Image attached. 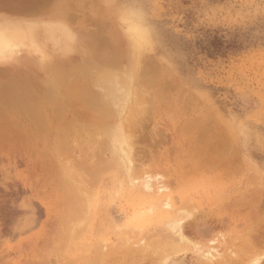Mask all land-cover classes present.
I'll use <instances>...</instances> for the list:
<instances>
[{
	"label": "rangeland",
	"instance_id": "rangeland-1",
	"mask_svg": "<svg viewBox=\"0 0 264 264\" xmlns=\"http://www.w3.org/2000/svg\"><path fill=\"white\" fill-rule=\"evenodd\" d=\"M19 1L0 0V71L20 75L14 82L7 76L11 84H6L14 83L13 88L20 86L15 83L24 79L22 75L30 76L29 84L21 83L25 101L7 90L9 96L4 94L8 85L0 78V264H145L132 260L123 244L128 238L147 242L149 230L162 228L167 220L160 217L162 197L131 193L125 145L167 177L164 193L175 207L185 199L193 206L186 209L214 226L211 237L217 230L236 229L234 234L240 238L230 237L232 248H243L232 264H264V0H30L24 6ZM206 29L227 36L240 31L248 41L243 49L216 57L197 49L192 55L184 49V43L194 46ZM133 30L142 33L144 43L135 44ZM100 56L106 63L98 61ZM37 74L38 83L32 78ZM87 75L97 79L88 80ZM75 77L85 78L86 91L92 88L100 94L102 114L110 115L103 114L104 121L109 118L103 121L107 131L99 129L95 149L89 148L92 140L85 134V112L73 93L83 81L79 84ZM25 84L30 85V93ZM42 86L51 92L33 90ZM34 96L38 99L29 104L32 110L27 105ZM54 104L66 117L85 120L79 123L81 135L75 132L78 123L72 128L64 121L66 129L56 126L48 136L38 133L37 140L24 143L20 134L22 121L29 122L27 114L40 107L44 116L40 125L48 108L56 111ZM17 111L27 118L15 116ZM119 121L125 134L138 139L123 144V134L114 132ZM44 122L41 125L46 127ZM15 145L17 151H24L13 157ZM43 156L52 162L49 180L37 165ZM240 197L251 204L237 214L231 205ZM81 202L83 208L68 209ZM243 217L249 219L247 224ZM258 226L262 238L251 245V227ZM97 254L103 261L89 258ZM170 264H195V259L180 256Z\"/></svg>",
	"mask_w": 264,
	"mask_h": 264
},
{
	"label": "bare ground",
	"instance_id": "bare-ground-1",
	"mask_svg": "<svg viewBox=\"0 0 264 264\" xmlns=\"http://www.w3.org/2000/svg\"><path fill=\"white\" fill-rule=\"evenodd\" d=\"M21 1V0H20ZM19 1V2H20ZM28 1H30V0H22L21 2V4H20V6H24L25 4H27V2ZM36 1H39V0H36ZM40 2V1H39ZM42 2V1H41ZM52 1H50V3H51ZM33 3V2H32ZM48 3V2H47ZM49 4V3H48ZM3 5V4H2ZM41 5V4H40ZM34 6V5H33ZM43 7V6H42ZM4 8V7H3ZM39 8H40V6H39ZM48 8V7H47ZM37 9V8H36ZM49 9V8H48ZM47 9V10H48ZM43 10V9H42ZM36 11H38V10H36ZM42 12V11H41ZM33 13H35L34 11H33ZM66 13H68V12H66ZM36 14V13H35ZM47 16V15H46ZM104 16V15H103ZM67 19V18H66ZM103 21V20H102ZM105 21V20H104ZM110 22V21H109ZM106 23H108V22H105V24L104 25H106L107 27H108V25L106 24ZM97 24V23H96ZM109 24V23H108ZM111 28V27H110ZM109 28V29H110ZM113 28V27H112ZM107 29V28H106ZM101 30V29H100ZM115 30V29H114ZM97 34V33H96ZM82 35V34H81ZM89 35V34H88ZM84 37V36H83ZM98 37V36H97ZM105 37V36H104ZM112 37V36H111ZM90 38V37H89ZM132 38H134L133 40H135V44H136V41H142L143 43H144V41L143 40H145V38L142 36V33L141 32H138L137 30L135 31V30H133V35H132ZM91 39V38H90ZM94 39V38H93ZM109 39V38H108ZM112 39H113V37H112ZM77 40V39H76ZM83 40V39H82ZM97 41H98V39H96ZM107 40V39H106ZM115 40V39H114ZM42 41V40H41ZM88 41V40H87ZM111 41V40H110ZM120 41V40H119ZM43 42V41H42ZM107 42H109L108 40H107ZM142 42H140V43H142ZM87 43V42H86ZM89 43H91L90 41H89ZM110 43V42H109ZM52 44V43H51ZM70 44V43H69ZM111 44V43H110ZM116 44V43H115ZM74 45V44H73ZM59 46V45H58ZM75 47V46H74ZM90 47V46H89ZM99 47V46H98ZM97 47V48H98ZM56 48V47H55ZM54 48V49H55ZM94 48H96V47H94ZM51 50V49H50ZM98 51V50H97ZM54 53V52H53ZM56 53V52H55ZM93 53V52H92ZM99 53V51L97 52V54ZM89 54H90V52H89ZM95 54V53H94ZM100 54V53H99ZM104 55V54H103ZM102 55V56H103ZM35 57V56H34ZM99 57V56H98ZM103 57H105V56H103ZM62 59V58H61ZM102 60V58H101V56H100V59L98 58V61H101ZM105 60H107V59H105ZM71 61V60H70ZM104 60H102V62H103ZM24 62V61H23ZM69 62V61H68ZM101 62V63H102ZM105 62V61H104ZM109 63L111 62V60L110 61H108ZM108 62H107V64H108ZM100 63V62H99ZM106 63V62H105ZM26 64V63H25ZM28 64V63H27ZM37 64V63H36ZM51 64V63H50ZM106 64V65H107ZM111 64H112V62H111ZM110 64V65H111ZM109 65V66H110ZM78 66V65H77ZM57 67V66H56ZM76 67V66H75ZM38 68H40V67H38ZM45 69V68H44ZM9 70V69H8ZM26 70V69H25ZM72 70H74V69H72ZM71 70V71H72ZM88 70V69H87ZM14 71V70H13ZM22 71V70H21ZM39 71V70H38ZM41 71V70H40ZM45 71V70H44ZM47 73H49L50 71L47 69ZM69 71V70H68ZM83 71H85V70H83ZM90 71V70H89ZM8 71H6V70H1L0 71V78H1V80L3 79V80H6V78H7V76L12 80H8L9 82L11 81V82H14L13 81V79H17V80H19V78H20V75H17V77H12L9 73H7ZM80 72V71H79ZM86 72V71H85ZM106 72V71H105ZM18 73V72H17ZM24 73V72H23ZM26 73V72H25ZM80 73H82V72H80ZM88 73V72H87ZM94 73H96V72H94ZM15 74V73H14ZM22 74V73H21ZM36 74V73H35ZM90 74V73H89ZM10 75V76H9ZM12 75H13V73H12ZM29 75V74H28ZM28 75H27V77H28ZM66 75V74H65ZM72 75V74H71ZM142 75V74H141ZM32 76V75H31ZM35 76H39L38 74L37 75H34L32 78H34L35 80L37 79V80H39V77H36L35 78ZM44 76V75H43ZM70 76V75H69ZM68 76V77H69ZM73 76V75H72ZM74 76H76V75H74ZM81 76H83V75H81ZM137 76V75H136ZM26 76H24L23 77V75L21 76V78L23 79H26L27 78ZM30 77V76H29ZM28 77V78H29ZM85 78H86V76H84ZM84 77H82V78H84ZM90 77H91V80H93L94 79V77H95V75H94V77L92 78V76H90L89 75V78H88V75H87V78H88V80L90 79ZM96 77H97V74H96ZM110 77V76H109ZM8 78V79H9ZM28 78L26 79V80H21V81H17L15 84H17V87L18 88H15V86H14V88H13V84L12 85H9V84H6V83H9L7 80L5 81V84L6 85H4V86H6L7 87V85H8V87H7V89H4L5 91H3L4 92V94L5 93H7L6 92V90L8 91V93H13V94H15V95H12V96H14L15 98H23V97H26V96H24L23 94H25V89L23 88V85L21 84V83H26L27 84V81H28ZM62 79H64L63 78V76L61 77ZM70 79H71V77H69ZM73 78V77H72ZM78 78V77H77ZM76 77H75V79L76 80H78ZM84 78V79H85ZM99 78V77H98ZM140 78V77H139ZM139 78H138V80H139ZM33 79V80H34ZM66 79V78H65ZM70 79L68 80V81H70ZM74 79V78H73ZM72 79V80H73ZM80 79V78H79ZM83 79V80H84ZM97 79V78H96ZM96 79H94V80H96ZM101 79V78H100ZM2 80V81H3ZM30 81H31V79H29ZM34 80V82H37V80L35 81ZM71 80V81H72ZM75 80V81H76ZM82 80V81H83ZM108 79H106V81H107ZM16 81V80H15ZM26 81V82H25ZM43 81V80H42ZM66 81V80H65ZM79 81V80H78ZM82 81H79V84H80V82H82ZM101 81V80H100ZM99 81V82H100ZM4 82V81H3ZM2 82V83H3ZM11 82H10V84H11ZM18 82L20 83V84H18ZM33 82V81H32ZM47 82V81H46ZM63 82H64V80H63ZM91 82V81H90ZM93 83H94V81H92ZM98 82V81H97ZM1 83V84H2ZM38 83V82H37ZM49 82H47V84H48ZM69 83V82H68ZM75 83V82H74ZM87 83H89V81H86V84ZM4 84V83H3ZM25 84V85H26ZM28 84H29V81H28ZM34 84V83H33ZM36 84V83H35ZM70 84H71V82H70ZM81 84H83V85H81ZM80 84V86H78V84H77V86H76V89H74V96H75V98H76V100L77 101H79L81 104H82V110H83V113L85 112V115L83 116V118L86 120V122H87V124L85 123V134H89V136L91 137V140H92V143H91V145H90V147L89 148H92V149H95V146H93L94 144H97V142H98V140H97V135H98V131H99V129L100 128H102L103 127V123L105 122V121H108V119L109 118H107V120H103V114H102V109L104 108V106H102L101 104V101H100V99H99V96H100V94L98 93V92H94V90H92V88H91V91L90 92H88V91H86L88 88V86L86 87V88H82V86L84 87V86H86V85H84L85 84V82L83 81V83H81ZM97 84V83H96ZM22 85V86H21ZM39 85V84H38ZM65 85V84H64ZM88 85V84H87ZM105 85V84H104ZM1 87H2V85H0ZM27 87H25L26 88V90H28V92L27 93H30L29 91V86L28 85H26ZM73 86V83L71 84V86L70 87H72ZM22 87V88H21ZM33 88L35 87V85H33L32 86ZM68 87V86H67ZM74 87V86H73ZM73 87H72V89H73ZM105 87V86H104ZM108 87V86H107ZM3 88V87H2ZM5 88V87H4ZM19 88L21 89V90H19ZM32 88V89H33ZM36 88V87H35ZM38 88V90L37 89H33L34 91H36L37 93H39V92H41L42 91V93L44 92V90L46 89L45 87H37ZM53 88V87H52ZM51 88V89H52ZM75 88V87H74ZM101 88H103V86L101 85ZM112 89H113V87H111ZM165 88V87H164ZM15 89H18L17 91L15 90ZM22 89H24V90H22ZM30 89H31V87H30ZM32 89H31V92H32ZM50 89V90H51ZM67 89V88H66ZM70 88H68V90H69ZM72 89H70V91L72 90ZM105 90H107V88H104ZM111 89V90H112ZM13 90H15V91H13ZM48 92H49V90H48V87H47V89H46ZM90 90V89H89ZM98 90H99V88H98ZM113 90H115L116 91V87H115V89H113ZM119 90V89H118ZM2 91V90H1ZM21 91H23L24 93H21ZM53 91H55L54 90V88H53V90H52V92ZM73 91V90H72ZM97 91V90H96ZM109 91V90H108ZM165 91V90H164ZM2 92V93H3ZM51 92V91H50ZM49 92V93H50ZM56 92V91H55ZM112 92H114V91H111V94H112ZM118 92V91H117ZM6 94L7 96H9V94ZM100 93L102 94V92L100 91ZM106 93V92H105ZM118 93H120V92H118ZM32 94V93H31ZM66 94V93H65ZM69 94V93H68ZM97 94H99V96H97ZM110 94V95H111ZM114 94V93H113ZM121 94V93H120ZM51 95V94H50ZM53 95H55V94H53ZM52 95V96H53ZM104 95V94H103ZM109 95V94H108ZM107 95V96H108ZM5 96V95H4ZM27 96H30V94H28ZM32 96V95H31ZM31 96H30V98H31ZM41 96H43V94H41L40 95V98H42ZM56 96H57V94H56ZM105 96H106V94H105ZM104 96V97H105ZM10 97H11V94H10ZM9 97V98H10ZM33 97V96H32ZM44 97V96H43ZM57 97H59V96H57ZM67 98L69 97V95L68 96H66ZM66 97H65V99H66ZM109 97V96H108ZM122 97V96H121ZM121 97H119L120 99H121ZM11 98H13V97H11ZM70 98H71V96H70ZM75 98H74V101H75ZM100 98H101V96H100ZM107 98V97H106ZM110 98L112 99L113 97L112 96H110ZM20 99V102L22 101V100H24V99H22L21 100ZM26 99H28V98H26ZM33 99H38V96H34V98H32V99H28V101L29 100H31V102L30 103H28V101H26V103H28V107H30V108H32V106H29V104H31L32 103V101H33V104H34V100ZM44 100H45V98H43ZM102 99H103V97H102ZM105 99V98H104ZM120 99L118 100V101H120ZM14 100V99H13ZM17 99H15L14 101H16ZM19 100V99H18ZM17 100V101H18ZM53 100V99H52ZM51 100V101H52ZM67 100H71L70 102H72V99H67ZM66 100V101H67ZM106 100V99H105ZM115 100V99H114ZM114 100H113V104H117L116 102L114 103ZM122 100V99H121ZM13 101V102H14ZM16 101V102H17ZM25 101V100H24ZM47 101V100H46ZM54 101V100H53ZM77 101H76V103H77ZM108 101V100H107ZM19 102V101H18ZM40 102H45V101H42V99H41V101ZM47 102H49V101H47ZM56 102V101H55ZM70 102H68V103H70ZM23 103V101L21 102V104ZM35 103H37V102H35ZM61 103V102H60ZM60 103H58L59 104V106L61 105ZM104 103V102H103ZM106 103V102H105ZM104 103V104H105ZM119 103V102H118ZM24 105H25V103H23ZM32 104V105H33ZM38 104H40V103H38ZM111 104V103H110ZM55 105V104H54ZM112 105V104H111ZM110 105V106H111ZM26 106V105H25ZM44 106H46V105H44ZM56 107H55V110L56 111H54V109L53 108H48L47 109V111H48V113L46 114V116H45V119H43V122L46 120V122H44V124L46 123L47 125H46V127L45 126H42L41 124L43 123H41L40 125L38 124L39 122H41L42 121V119H41V117H43L44 118V116L42 115H40V112H41V108L39 107V110H37L36 109V112H34V113H32V114H27L28 116L29 115H31V116H29L28 118H29V122H27L26 123V120H23V118L25 117V118H27V115H22V114H20V113H18V111L16 112V115L15 116H17L18 118H20L21 120H23L22 121V123H24V129H23V126H22V129L21 130H24V133H21L20 135H21V139H23V142L25 143L26 142V140L28 141H30V139L31 140H33V141H35V140H37L38 139V133H42V132H44L45 134H49L52 130H55L56 129V126H61V128H62V130L63 129H66V125L64 124V123H62V122H64V121H67L68 123H71V124H69L70 126H72V125H74V123L76 122V123H78V127H76L77 126V124H75L76 126V128L77 129H75V132L77 133V134H79V135H81V132H83L82 130H83V128L82 127H80L79 126V123H83L84 121L82 120V119H80V117L78 118V117H74L73 115H71L70 117L67 115V117H66V114L64 115V113H62V112H60V108H59V106L58 105H55ZM109 106V105H108ZM113 106H115V105H113ZM21 107V106H20ZM19 107V109L20 110H22L21 108ZM24 107V106H23ZM47 107H48V105H47ZM50 107V106H49ZM102 107V108H101ZM26 108V107H25ZM46 108V107H45ZM111 108V107H110ZM109 109V108H108ZM32 110H34L33 108H32ZM31 110V111H32ZM68 110V109H67ZM81 110V111H82ZM105 110H106V106H105ZM112 110V109H111ZM25 111H26V109H25ZM40 111V112H39ZM75 111H76V109H75ZM107 111V110H106ZM106 111H104L105 113H106ZM113 111V110H112ZM27 112V111H26ZM56 112H59V113H56ZM77 112V115H78V113L80 114V112L79 111H76ZM22 113H24L23 111H22ZM43 113V110H42V112H41V114ZM62 113V114H61ZM66 113V112H65ZM107 113H110L109 112V110L107 111ZM111 113H113V112H111ZM110 113V114H111ZM26 114V113H25ZM59 114V115H58ZM83 115V114H82ZM81 115V116H82ZM109 115V114H108ZM108 115H106V114H104V116H108ZM112 115V114H111ZM114 115V114H113ZM60 116H62V118L60 117ZM110 116V115H109ZM112 117H114V116H112ZM116 119V118H115ZM125 119V118H124ZM123 118H122V120H124ZM10 120H11V118H10ZM111 120V119H110ZM126 120H127V118H126ZM129 120V119H128ZM12 121V120H11ZM16 121H18V120H16ZM104 121V122H103ZM121 121V120H120ZM120 121H119V124H117V125H114V123H113V125H114V127L116 126V128H117V126H118V129L117 130H119V132H116L117 130H116V128H113L114 130H116V131H114L115 133H120V137H121V134H123L122 135V139H123V144H127L128 145V142H132V140H130V141H128L127 142V140H129V139H134V140H136V139H138V137L137 136H133V135H131L130 137H129V135L128 134H125V127H123L122 126V123H120ZM21 122V121H20ZM123 123L125 122V121H122ZM26 123V124H25ZM29 123V124H28ZM31 123V124H30ZM62 123V124H61ZM108 123V122H107ZM18 124H19V122H18ZM43 124V125H44ZM129 124V123H128ZM127 123L125 124V126L127 127V126H129ZM22 125V124H21ZM121 125V126H120ZM207 125V124H206ZM52 126H54L55 128H51ZM64 126H65V128H64ZM108 126V125H107ZM107 126H104L102 129H104L105 127H107ZM50 127V128H49ZM60 128V127H59ZM60 128V129H61ZM72 128H74V126H72ZM109 128V127H108ZM128 128V127H127ZM205 128H206V126H205ZM204 128V129H205ZM59 129V130H60ZM101 129V130H102ZM113 129L111 130V131H113ZM57 130V129H56ZM74 130V129H73ZM105 130V129H104ZM110 130V129H109ZM109 130H108V132H109ZM103 131V130H102ZM105 131H107V130H105ZM110 131V132H111ZM14 132V131H13ZM63 132H65V131H63ZM101 132V131H100ZM14 133H16V132H14ZM102 133V132H101ZM100 133V134H101ZM104 133V132H103ZM103 133H102V135H103ZM114 133V134H115ZM17 134H19V133H16V135ZM39 134V135H40ZM48 134H47V136H48ZM99 134V135H100ZM107 134V133H106ZM105 134V135H106ZM224 136V135H223ZM9 137H10V140H14V139H16L14 136H12V135H8L7 136V138L9 139ZM16 137H19V136H16ZM24 137V138H23ZM46 137V136H45ZM124 137V138H123ZM119 138V137H118ZM121 138H120V140H121ZM194 138H198L197 136L196 137H194ZM223 138V137H222ZM39 139H40V137H39ZM99 139V138H98ZM220 140H221V137L219 138ZM224 139H226V137L225 138H223L222 140H224ZM228 139V138H227ZM114 140V139H113ZM17 141V140H16ZM29 141H28V143H29ZM226 141V140H225ZM121 142H122V140H121ZM222 142V144L224 145L225 143L223 142V141H221ZM17 143V142H16ZM22 143V142H21ZM23 144V143H22ZM30 144V143H29ZM29 144H27V145H29ZM36 144H38V142H36ZM122 144V143H121ZM136 144V143H135ZM210 144V143H209ZM26 144H24V146H25ZM214 145H216L215 143L213 144V147H214V149L215 150H217L218 148L216 147V146H214ZM226 145H227V143H226ZM26 148H27V146H25ZM25 147H24V149H25ZM11 148H13V149H15V152H13V153H11L12 154V156L14 157V156H20V152L21 151H24V150H18L17 151V148H19L18 146H12ZM29 148V147H28ZM62 150H63V148H61ZM96 149H97V146H96ZM113 149H114V147H113ZM121 149V148H120ZM220 149L222 150V149H224V146H222V147H220ZM29 150V149H28ZM221 150H219L218 152H216V153H219V152H221ZM92 151V150H91ZM96 152V153H95ZM224 152V151H223ZM222 152V154H224ZM93 153H95L94 155H96L97 154V151H92V154ZM124 154H125V157H126V178H127V182L132 186V191H131V193L133 194V195H137V196H142V195H147V196H155V195H157L158 197L160 196V197H162L160 200H159V207L161 208V214H160V217H165L166 219L165 220H167L166 221V223H164V226L162 225V228H160V227H158V228H154V229H152V230H149V232L147 233V235H146V240H147V242L145 241V238H142L141 240H140V243H138V242H130L129 241V238H128V240L126 241V243L125 244H123L124 245V247L126 248V249H130L129 250V254L132 256V260L133 259H138V261H143L145 264H170L171 263V261H172V259L173 258H177V257H180V256H183V257H187V256H191V257H194V259H195V264H232V261H233V259H238L239 258V254H240V250L243 248H238V249H233L232 248V245H233V240H231L230 239V237H232V238H234V239H237V238H240V236H238V235H235L234 234V231L236 230V229H231V231L230 232H228V233H226V232H221L220 230H217L214 234V237H211V235L213 234V232L215 231L214 230V226H208L207 224H205L203 221H204V217H202V216H200L199 218H198V214H196L195 213V211H192L191 209L193 208V206H192V203H189V204H187V201L185 200V199H183V201H182V203H181V205L179 206V207H175L174 205H173V203L171 202V197L169 196V195H165V193H164V191H165V189H167V186L165 185V181L167 180V177H164V176H162L161 174H159L158 172L156 173L155 172V169L154 168H156V166L154 167V166H151L150 164H148L147 162L146 163H144L143 161H142V159L140 160V158L138 159L137 157H138V153H137V150L134 148V149H132L130 146H128L127 148H126V145H125V152H124ZM221 154V157H223L224 155H222ZM93 155V156H94ZM140 155V154H139ZM220 155V154H219ZM233 155V154H232ZM207 156H209L208 154H207ZM214 156V155H213ZM216 156H218L217 154H216ZM141 157V156H140ZM226 158V157H225ZM220 159V158H219ZM223 158H221L220 159V161L221 162H227V161H225V160H222ZM139 160V161H138ZM51 164H52V162H51V160L50 159H46L44 156L43 157H41L40 158V162H38L37 163V165L39 166V170L40 171H43L44 170V172L43 173H45V175H46V177H47V179L49 178V176L51 175V174H53V167L51 166ZM230 164L231 163H229L228 162V164H225V165H227V168L229 169V168H231V166H230ZM153 170V171H152ZM230 170V169H229ZM152 172H155L154 174L152 173ZM44 175V174H43ZM44 175V176H45ZM49 180V179H48ZM230 193H232L233 194V192H230ZM229 193V194H230ZM228 194V195H229ZM241 194V193H240ZM1 195V194H0ZM165 195V196H164ZM164 196V197H163ZM256 200V199H255ZM259 201V200H258ZM260 202V201H259ZM77 203V202H76ZM76 203L74 202L73 204H75L76 205ZM251 204V203H250ZM250 204L248 203V202H246V201H244L243 199H241V197L239 198V199H237L236 200V202L234 203V204H232L231 206H233V207H236L237 208V211H236V213L237 214H239V209L240 208H242V206H245V205H248V207H250ZM71 206V204L68 206V209L69 210H71V209H73L74 211H76L77 209H81V208H83L84 207V203H80V204H77V206ZM90 206V205H89ZM190 207L191 209L190 210H188V209H186V207ZM241 210V209H240ZM248 220L249 219H245V217H243V221H245V224H247V222H248ZM200 223H203L202 225V227H200L199 226V224ZM220 224V226L221 227H224L226 224H223V223H219ZM245 227H246V225H245ZM252 229H251V231H250V233H249V235L251 236V240H250V243H251V245H252V241H253V243H255V242H260V239L262 238V232L260 231V227L258 226V229H254L253 227H251ZM238 231V230H237ZM245 235H247V233H244ZM225 235H227V237L225 238ZM243 236V235H242ZM241 236V237H242ZM126 237L123 239V240H125V239H127ZM246 241H247V239H246ZM248 243V242H247ZM134 244H138L139 245V247L136 245V247H138V248H136L135 246H134ZM214 245H216V246H218V247H220V248H224L223 249V251H222V253L220 252L221 250H220V248L218 249L217 247H215ZM124 247H122V248H124ZM224 252H226V253H224ZM126 253V252H125ZM128 255V254H127ZM129 256V255H128ZM103 256L102 255H99V254H97V255H94L92 258L91 257H89L93 262H100V261H103V259H101ZM159 259V260H158ZM89 261V260H88ZM89 263H90V261H89ZM95 264V263H94Z\"/></svg>",
	"mask_w": 264,
	"mask_h": 264
},
{
	"label": "trees",
	"instance_id": "trees-1",
	"mask_svg": "<svg viewBox=\"0 0 264 264\" xmlns=\"http://www.w3.org/2000/svg\"><path fill=\"white\" fill-rule=\"evenodd\" d=\"M248 37L243 32L236 31L230 35L222 34L219 30L206 29L196 41L184 43V49L192 55L196 54L193 49L204 52L208 57L225 55L228 51L243 49Z\"/></svg>",
	"mask_w": 264,
	"mask_h": 264
}]
</instances>
